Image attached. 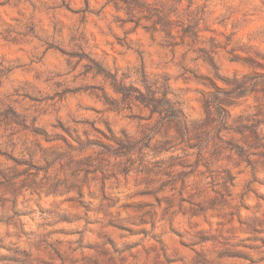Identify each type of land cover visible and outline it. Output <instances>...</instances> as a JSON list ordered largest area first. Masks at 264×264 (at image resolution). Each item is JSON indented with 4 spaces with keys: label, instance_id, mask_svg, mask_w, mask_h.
I'll list each match as a JSON object with an SVG mask.
<instances>
[{
    "label": "clouds",
    "instance_id": "1",
    "mask_svg": "<svg viewBox=\"0 0 264 264\" xmlns=\"http://www.w3.org/2000/svg\"><path fill=\"white\" fill-rule=\"evenodd\" d=\"M0 264H264V0H0Z\"/></svg>",
    "mask_w": 264,
    "mask_h": 264
}]
</instances>
